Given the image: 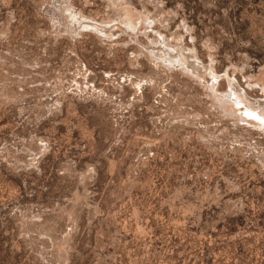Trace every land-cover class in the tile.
<instances>
[{
    "label": "rangeland",
    "instance_id": "rangeland-1",
    "mask_svg": "<svg viewBox=\"0 0 264 264\" xmlns=\"http://www.w3.org/2000/svg\"><path fill=\"white\" fill-rule=\"evenodd\" d=\"M0 264H264V0H0Z\"/></svg>",
    "mask_w": 264,
    "mask_h": 264
}]
</instances>
